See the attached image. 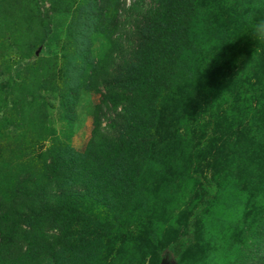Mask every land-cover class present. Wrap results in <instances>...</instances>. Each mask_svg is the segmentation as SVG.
Returning a JSON list of instances; mask_svg holds the SVG:
<instances>
[{
	"label": "trees",
	"instance_id": "obj_1",
	"mask_svg": "<svg viewBox=\"0 0 264 264\" xmlns=\"http://www.w3.org/2000/svg\"><path fill=\"white\" fill-rule=\"evenodd\" d=\"M46 1L50 6L42 13L39 0H0V47L10 42L20 51L16 38L23 37L28 61L35 60V66L23 68L25 79L19 84L23 88L39 85L42 72L48 69L37 66L49 60L39 58L35 52L49 34L47 13L55 11L64 0ZM126 1L79 0L68 27L69 42L61 53V63H65L69 78L66 90L60 88L58 93L63 111L67 114L71 111L70 103L87 80L88 90L102 97L97 109L101 111L103 105L109 112L104 126L102 116L94 115L91 138L84 152L59 141L46 149L41 163L39 154L34 152L31 156L43 125L37 126L33 119L26 121L21 103L14 98L6 118L2 119L21 132L16 142L8 143V149L13 154L22 151L28 154L24 160L21 156L15 158L23 172L14 183L2 185L5 187L1 184L7 174V158L0 155L4 161L0 165V264H39L45 255L53 260L50 255L54 244L50 242L56 241L60 228L67 240L54 242L56 247L60 245L57 251L61 253L60 249L67 248L64 252L67 264H111V261L117 264L118 244L107 250L99 248L107 234H114V228H119L117 243L126 240L138 244L147 236L148 225L135 229L122 226L121 216L127 204L136 206L137 201L131 198H135L138 183L158 150L149 118L169 115L167 105L175 103L188 109L194 104L196 107L197 101L189 96L192 93L187 88L196 86L202 89L200 93H208L214 71L212 61L204 64L206 41L199 30L217 32V27L204 18L198 0H154V6L146 12L137 8L139 2L126 7ZM128 13L131 57L108 74L106 64L122 49L118 20L126 19ZM201 23L203 28L198 26ZM99 40L107 51L97 58L93 56V48ZM225 49L224 45L223 54ZM175 118L176 122L184 119ZM3 131L0 130V144L4 143ZM214 132L208 123L196 137L195 148L206 150ZM39 165L42 167L37 168ZM213 174L211 168L204 173L191 172L209 196L218 190L211 179ZM206 195L201 208L205 207ZM46 227L55 230L56 235L51 232L43 235ZM188 241L172 242L161 249L153 244L149 253L161 259L166 250L176 259Z\"/></svg>",
	"mask_w": 264,
	"mask_h": 264
},
{
	"label": "rangeland",
	"instance_id": "obj_2",
	"mask_svg": "<svg viewBox=\"0 0 264 264\" xmlns=\"http://www.w3.org/2000/svg\"><path fill=\"white\" fill-rule=\"evenodd\" d=\"M78 1L64 0L55 11L47 13L49 34L35 52L39 58L49 60L37 65L48 68L42 72L39 85L19 86L25 79L23 68L35 66V60L28 61L26 57L27 44L23 37L16 38L20 51L10 42L0 47V130H5L0 155L7 158L8 168L1 187L15 182L24 169L15 158L21 156L24 160L28 154V151L13 154L7 146L21 135L19 128L2 122L13 98L21 103L26 121L33 119L34 124L44 127L31 156L34 152L39 154L41 163L46 149L59 141L84 152L91 138L94 115L102 116V126L108 122L109 112L104 106L101 111L97 109L102 97L88 90L87 80L70 103L73 108L68 114L63 111L58 95L60 88H66L69 78L65 63H61V53L69 42L68 27ZM135 2H139L136 6L143 12L154 6V0H127L126 7ZM198 2L204 18L217 27V32L199 30L206 41L204 64L212 61L214 71L210 90L205 94L200 93V87L187 88L192 93L189 96L197 101L196 107L194 104L188 109L175 103L167 105L169 115L149 118L158 150L138 183L135 198H131L137 201L136 206L127 204L121 216L122 226L135 229L148 225L147 236L134 244L126 240L117 243L119 228H114V234H107L99 248L107 250L118 244L117 264H161L163 260L172 264H264V0ZM39 4L42 13L50 6L46 0H39ZM125 15L126 19L118 20L122 49L106 64L108 74L131 57L132 39L128 36L131 21L129 13ZM198 26L203 28V23ZM224 45L225 54L221 52ZM106 51L107 46L99 40L94 45L93 56L98 58ZM175 116L184 119L176 122ZM208 123L215 136L206 150H199L195 148L196 137ZM3 162L0 160V165ZM209 168L214 173L211 179L218 187L214 196L206 195L205 188L191 175L193 170L204 173ZM205 195V207L201 208ZM43 230V235L49 232L56 235L55 230L47 227ZM60 239L67 240L61 228L56 241ZM186 239L188 244L176 259L166 250L161 259L149 253L153 244L161 249ZM54 241L50 242L55 248L50 255L54 261L45 255L39 264L68 261L64 257L67 248L60 249L63 253L57 251L60 245L56 247Z\"/></svg>",
	"mask_w": 264,
	"mask_h": 264
},
{
	"label": "water",
	"instance_id": "obj_3",
	"mask_svg": "<svg viewBox=\"0 0 264 264\" xmlns=\"http://www.w3.org/2000/svg\"><path fill=\"white\" fill-rule=\"evenodd\" d=\"M161 264H172V263H171V262H167V261L163 260Z\"/></svg>",
	"mask_w": 264,
	"mask_h": 264
}]
</instances>
